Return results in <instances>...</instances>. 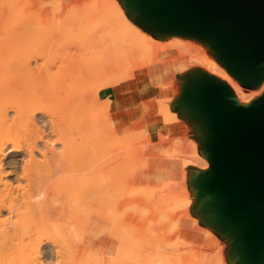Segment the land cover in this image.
<instances>
[{
    "label": "rangeland",
    "instance_id": "1",
    "mask_svg": "<svg viewBox=\"0 0 264 264\" xmlns=\"http://www.w3.org/2000/svg\"><path fill=\"white\" fill-rule=\"evenodd\" d=\"M27 2L28 0H16L15 5L12 6L13 17L11 16V18L13 20L9 19V15L6 26L11 29L15 25V28L18 20L27 17L39 28H45L54 22L56 26L63 25V28L57 26L59 31L62 29L63 32L70 31L68 33L74 36V40L77 37V43L74 40V42H69L70 39L65 40L66 43H73L72 45L67 43L71 46L66 44L67 47H65V44H60L61 35H59L58 46L56 45V51L52 54L60 62L66 61L69 56L67 62L72 60L74 65L76 64V69L80 67L76 72H80L84 68L82 74L87 77L83 78V76L82 79L81 72L78 73L79 75L73 72L76 74L74 75L76 78H70H73L76 86L79 85L78 88L82 89L81 93L86 90L93 100L84 108L78 103L73 105L74 107L72 106L70 111L72 113L76 111L75 116L82 112L93 121L88 122L87 134L80 130L77 131V127L76 130L71 131L73 137L71 136L70 139L74 138L73 143L76 146L71 144L74 149L77 148L80 151L84 148L85 150L82 145H87V141L84 142L81 139H84L83 137L86 135L87 148H89L88 156L95 159L92 162L95 164L98 179H102L104 184L111 186L116 170L121 178L120 190L110 189L104 198L94 199L96 202L92 199L93 202L90 205L85 204L90 206V208H86V213L89 215H84L82 220L88 218V222L84 226L82 225V230L80 229L81 232L84 231L82 232L83 236L79 234L80 237H75L74 240L73 253L77 252L73 254L74 258L72 259L78 261L71 260L74 263L70 264L76 262V264H95V262L104 264L102 256L96 257L97 261L95 259L91 262L77 257V255H81L80 244L86 233L89 219L93 215L102 217L110 224V234L118 241L116 253L118 249L121 250L122 253L120 254L119 251L118 253L122 255L123 261L120 260L118 253H115L114 256H118L119 259L116 258L118 261H122V263L119 261L121 264L239 263L241 257L235 245L230 241L229 243H220L215 247L196 246L180 237L179 221L192 214L197 199V195L184 181L169 182L157 186L148 185L138 182L137 174L139 171L145 170L148 162L158 155L183 162L185 170L195 169L201 174H212L214 172L213 165L207 157V147L212 135L207 124L208 117L204 113H192L189 109L191 104L197 100L200 88L206 81L198 82L197 78L211 77L221 81L227 86L234 100L243 107L256 101L264 88V80L257 85H244L243 80L226 67V60L215 51L207 38L186 34L179 30H169L166 33L164 29H154L153 20L149 19L148 22L134 15L135 0H42V2L30 0L31 3ZM116 4L118 8L115 7ZM73 25L74 27H71ZM78 32L81 33V36L74 35ZM114 35L115 37H113ZM65 36L67 35L61 37L62 40ZM88 42L90 44H87ZM74 43L78 47L83 46L82 50L85 49L86 51L83 52H86L87 55L83 56L82 50H79L80 47L78 48ZM34 46L33 43L31 47ZM27 47H29L28 50L34 49L30 46ZM42 48L44 47L42 46ZM35 49L41 50V47L38 46ZM58 54L60 55L58 56ZM62 56L66 57L65 60ZM114 56L117 57L114 58ZM60 57L63 59L62 61ZM117 58L119 64L115 62ZM58 60L56 61L59 62ZM83 60L90 61V64L87 65ZM38 61L40 62L41 59ZM72 61L70 63H73ZM104 62L109 63L105 71L111 69L106 73H103L105 71L99 72L101 68L106 67ZM113 62L114 66L118 64L119 67H114ZM99 64L103 66L100 67ZM150 67L152 75L148 79L147 73H149ZM187 68H191L189 74L191 73L194 78L190 76L192 79L185 82L184 71ZM112 69L121 72H114ZM76 80L81 83H77ZM82 82L86 84L82 85ZM54 104H56L55 101ZM49 105L51 106V104ZM55 106L53 107L56 108ZM48 109L50 108L48 107ZM54 110L57 109L52 111L54 112ZM59 110L60 108L57 111ZM48 113H50L49 110ZM54 114L56 113H50L56 117L59 113ZM76 133L81 135L83 133V135L80 136ZM53 138L55 139V137ZM67 138V141L70 140ZM78 138L81 139L78 140ZM70 142L72 141L70 140ZM60 146L57 145V147ZM79 151L76 150L75 153L78 154ZM85 152L87 153V151L82 153ZM6 154V157L9 158L12 153L7 151ZM79 154L81 153L79 152ZM93 158L89 160H94ZM20 159V156L16 155V161ZM7 177L12 179L11 176ZM82 184L83 181L82 183L80 181V185ZM94 202L100 210L92 211L96 207L92 205ZM91 207L94 208L91 209ZM107 208L115 210H113L114 217L113 215L109 216ZM104 209L108 215H103L104 212H100ZM217 216L221 225L218 230L221 231L220 233L232 229L221 214ZM110 217L111 219L113 217V220L116 219L114 222L118 225L112 222ZM122 231L123 235L120 234ZM117 234L118 237L124 238L118 239ZM121 242L123 243L121 244ZM229 245L232 246L229 247ZM114 256L111 259V264L118 263H116L117 259L114 261Z\"/></svg>",
    "mask_w": 264,
    "mask_h": 264
},
{
    "label": "bare ground",
    "instance_id": "2",
    "mask_svg": "<svg viewBox=\"0 0 264 264\" xmlns=\"http://www.w3.org/2000/svg\"><path fill=\"white\" fill-rule=\"evenodd\" d=\"M39 2H42V0H39ZM14 3H16V0H0V264H70L77 260L72 259L74 258L73 254L77 252L73 253L75 237L83 236L82 232L84 231L81 232L80 229L82 230V225L84 226L88 222V218L82 220L84 215H89L86 210L90 206L85 204L90 205L94 199L104 198L110 192V189L120 190L121 178L118 170H116L114 171L111 186L104 184L102 179L99 180L96 175L95 164L92 162L95 159L88 156L89 148H87L88 140L85 138L86 135L83 137L84 139H81L82 137L78 138V140L87 141V145L84 142H82L84 145L81 144L85 147V150L84 148L82 149L83 151L81 149L79 151L77 148L74 149L72 145L74 144V138L70 139L73 135L71 131L76 127L78 128H76L77 131L80 130V132L87 134L88 122L91 120L89 119L90 117H87L82 112L77 114L79 116H75L74 113L76 111L72 113L70 111L71 108L77 103L83 108L87 107L93 100L88 95L89 92L87 94L84 88L83 90L86 93L83 91L81 93L82 89L78 88L79 85L78 87L76 86L77 84H75L73 79L76 78L74 77L75 73L79 75L81 72L82 74L84 68L80 69V72H76L80 68L78 66L81 65H78V69H76V64L74 65L72 60L73 63H70L71 61L67 62L69 56L66 61H62L66 58L65 56L64 58L62 56L63 59L60 57L62 62L55 57L59 63L52 54L55 53V48L58 46L59 35H61L60 44L65 45L70 41H76L77 37L74 40V36L68 33L70 31L66 30L72 38L66 32H63V29V31H59L60 29L57 28L58 25L56 26L55 22L45 28H39L27 17L20 21L18 20L17 26L14 28L15 25H13V28L10 27L11 29H9L6 26V22L9 15V19L13 20L11 16L13 17L12 6ZM27 3H31L30 0ZM115 7L118 8L117 4ZM62 26L58 27L63 28ZM71 27H74V25ZM5 28L8 29L5 30ZM59 32L67 36L63 37L64 39L62 40L61 37L64 35ZM74 35L81 36V33L79 34L78 32V34ZM65 40H69V42L66 43ZM33 43L35 46L31 47ZM36 44L41 47V50L35 49L38 47ZM87 44L90 43L88 42ZM27 46L34 49L28 50L29 47ZM75 46L78 47L77 44ZM82 48L83 46L79 50H82ZM84 54L86 52L82 53L83 56ZM79 57H77L78 60ZM116 57L114 56V58ZM39 59H41L40 62L38 61ZM72 59L74 58L72 57ZM116 60L115 62L119 64L118 58ZM87 61L83 60L84 63L86 62L89 65L90 61ZM76 62L78 64L77 60ZM103 64L106 67H103L104 70L101 68L99 72L105 71L109 63L104 62ZM118 64L114 66L113 62L114 67L118 68ZM99 66L102 67L103 65L99 64ZM113 71L119 70L114 69ZM83 76L82 74L80 77L82 78ZM85 77L87 76L83 78ZM84 84L86 83L82 85ZM263 93L264 88L256 101L253 102H257ZM54 101L56 104H54ZM78 105L77 107H79ZM47 106L52 109H48ZM59 108L60 110L57 111ZM53 109L57 110L53 112ZM48 110L50 113H56L54 115L59 114L57 117L52 116L48 113ZM81 110L83 111V109ZM82 135L80 134V136ZM53 137H55L56 141H54ZM66 138L72 142L70 140L67 141ZM57 145L61 146L57 147ZM74 150L79 151L81 154L79 152V155L76 154ZM7 151L12 153L9 158L6 157ZM84 151H87V153H82ZM15 154L20 156L19 162L16 161ZM92 158L94 160H89ZM8 168L10 169L9 171ZM7 176H11L12 179L10 180ZM80 181L81 183L83 181L82 185H80ZM84 181L87 182L85 183ZM86 200L92 201L85 203L88 202ZM95 202L92 205L96 206ZM77 206H79V209L76 208ZM94 207H91V209ZM95 209H98V206L92 211ZM105 210L100 212L102 213ZM113 210L107 208L106 211L109 216H115L113 214L115 210ZM87 212L89 213V211ZM107 213L104 212L103 215ZM107 215L106 217L109 219ZM221 215L224 217L223 214ZM113 217L112 219L110 217L112 222L116 221V219L113 220ZM225 220L228 223V219L225 218ZM114 223L118 225L116 222ZM121 233L123 235L124 232L122 231ZM116 236L118 239L124 238L118 237V234ZM120 248L122 249V247ZM118 251L120 254L122 253L121 250L118 249ZM119 253L118 256L122 260V255H119ZM118 256H114V261ZM77 257L78 259L80 258L79 255ZM118 259L116 263L121 264L123 260H119L120 263ZM71 260H74V262H71ZM79 262L82 263L81 261ZM95 264L98 263L95 262Z\"/></svg>",
    "mask_w": 264,
    "mask_h": 264
},
{
    "label": "water",
    "instance_id": "3",
    "mask_svg": "<svg viewBox=\"0 0 264 264\" xmlns=\"http://www.w3.org/2000/svg\"><path fill=\"white\" fill-rule=\"evenodd\" d=\"M133 12L154 29L207 38L244 85L264 80V0H135ZM197 80L206 81L192 104L208 117L214 170L200 175L202 198L232 223L236 264H264V93L243 107L221 81Z\"/></svg>",
    "mask_w": 264,
    "mask_h": 264
},
{
    "label": "crops",
    "instance_id": "4",
    "mask_svg": "<svg viewBox=\"0 0 264 264\" xmlns=\"http://www.w3.org/2000/svg\"><path fill=\"white\" fill-rule=\"evenodd\" d=\"M190 69L187 68L184 71V75H186L185 82H188L193 77L191 73L189 74ZM151 70L152 68L150 67L149 73H147L148 79L152 75ZM192 106V113L198 114L197 112L201 108L200 105L192 104ZM200 175L201 173H198L195 169L185 170L183 162L181 161L158 155L148 162L145 170L138 172L137 181L155 186L169 182L184 181L193 193L197 195V199L196 205L192 209V214L179 221L180 237L196 246L207 245L209 247H215L220 243H229L231 240L230 233L226 230L222 233L218 231L221 226L220 220L216 212L202 198ZM228 223L229 226L233 227L229 220ZM110 231V224L105 219L93 215L89 219L86 233L80 244V259L91 262L96 257L102 256L104 264H111V259L115 255L118 247V241L111 236Z\"/></svg>",
    "mask_w": 264,
    "mask_h": 264
}]
</instances>
